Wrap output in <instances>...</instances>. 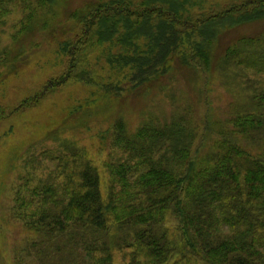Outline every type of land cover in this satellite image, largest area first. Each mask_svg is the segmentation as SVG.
Returning <instances> with one entry per match:
<instances>
[{
	"label": "trees",
	"instance_id": "16d2710c",
	"mask_svg": "<svg viewBox=\"0 0 264 264\" xmlns=\"http://www.w3.org/2000/svg\"><path fill=\"white\" fill-rule=\"evenodd\" d=\"M61 1L0 0V26L19 17L0 40V63L17 59L6 46L44 26ZM68 16L74 29L58 43L65 67L32 101L70 80L109 94L136 88L166 73L174 56L207 72L221 33L245 23L260 31L228 43L217 59L247 87L252 78L262 84L206 153L183 115L131 133L116 122L107 157L72 142L45 151L51 168L36 183L16 184L11 205L36 233L29 248L38 264H264V0H93Z\"/></svg>",
	"mask_w": 264,
	"mask_h": 264
},
{
	"label": "rangeland",
	"instance_id": "374dc122",
	"mask_svg": "<svg viewBox=\"0 0 264 264\" xmlns=\"http://www.w3.org/2000/svg\"><path fill=\"white\" fill-rule=\"evenodd\" d=\"M91 1L58 3L44 13V26L36 22L6 46L12 54L21 53L17 59L5 66L0 63V264L39 263L29 248L36 233L14 216L11 205L16 184L25 178L30 184L36 183L51 168L52 161L41 160L45 151L56 153L62 144L72 142L95 159L107 157L112 152L110 132L116 122L122 121L131 133L149 121L165 122L183 115L207 141L200 147L206 153L215 135L231 127V117L253 106L255 83L262 84L252 78L254 89L247 87L238 79L239 73L223 68L217 59L228 43L242 34L260 31V24L245 23L221 33L207 72L193 69L174 56L166 73L136 88L124 87L109 94L101 85L70 80L32 101L46 81L60 75L65 67L58 43L74 29L69 11ZM18 18L11 15L0 26V40L13 24L16 28ZM249 148L257 150L255 146ZM109 184L105 173L100 183L103 195ZM166 229L171 238L179 235Z\"/></svg>",
	"mask_w": 264,
	"mask_h": 264
}]
</instances>
